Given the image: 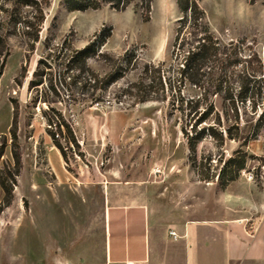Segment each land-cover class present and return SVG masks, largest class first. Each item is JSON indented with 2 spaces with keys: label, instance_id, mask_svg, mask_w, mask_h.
<instances>
[{
  "label": "rangeland",
  "instance_id": "374dc122",
  "mask_svg": "<svg viewBox=\"0 0 264 264\" xmlns=\"http://www.w3.org/2000/svg\"><path fill=\"white\" fill-rule=\"evenodd\" d=\"M45 1L49 7L34 50L28 51L18 31H10L0 61L7 52L0 68V178L11 192L0 187V264L101 260L105 182L129 183L144 193L156 187L168 206L182 201L192 217L216 215L217 207L230 204L235 214L263 226L264 120L258 116L264 99L253 110L249 96L259 87L257 79L264 80V0H199L224 53L217 80L201 87L184 80L165 102L132 108L70 101L59 84V61L45 46L67 39L79 49L94 35H110L101 52L135 50L143 60L169 67L180 17L175 0H153L148 22L139 0L125 11L104 6L83 12L68 11L65 0ZM40 60L46 64L40 66L41 84L28 90ZM88 64L105 71L99 62ZM58 114L74 136L65 143L55 135L64 157L46 130V118ZM208 127L216 138L206 131L190 154L183 132ZM237 157L244 168L220 185L222 166Z\"/></svg>",
  "mask_w": 264,
  "mask_h": 264
},
{
  "label": "trees",
  "instance_id": "16d2710c",
  "mask_svg": "<svg viewBox=\"0 0 264 264\" xmlns=\"http://www.w3.org/2000/svg\"><path fill=\"white\" fill-rule=\"evenodd\" d=\"M134 0H65L68 11L83 12L87 10H99L108 6L115 11H125L133 5ZM153 0H139V9L144 22L150 20L151 4ZM180 14L177 20V28L171 51V64L166 67L163 62L154 63L145 61L135 50H124L117 56L101 52V48L110 37L94 35L82 48H73L71 41L64 39L60 45L47 50H53L56 60L59 61V84L67 93L72 102L85 101L90 104L111 105L115 104L122 108H132L137 104L147 102L163 103L166 101L168 92H179V85L187 80L196 87L207 85L217 79L214 74L218 65L222 64L223 54L220 50L221 44L218 38L211 32L205 20L203 10L199 6V0H175ZM49 2L45 0H0V13L3 19L0 21V61L6 51V38L10 31L19 32L28 51L34 50L38 42V32L44 21L45 9ZM7 56L4 54L3 60ZM99 62L105 71L98 73L89 67V61ZM45 65L40 60L28 83V90H37L41 84L40 66ZM255 77V75H252ZM259 84L256 92H252L249 101L252 109L262 106L264 99V80L257 79ZM123 82L122 85H118ZM263 83V84H262ZM263 90V91H262ZM245 102L246 97H241ZM212 109V105H210ZM208 112L201 114L198 123L205 121ZM264 120V108L258 116V121ZM16 122L14 119L13 127ZM47 133L52 138L54 145L60 150L64 157V151L60 147L55 135L62 137L65 143L74 140L71 127L58 114L46 118ZM67 130V137H63L61 128ZM54 128L57 133L50 129ZM206 131L216 138L213 127L202 128L194 134L183 132L190 154H195L196 143L205 137ZM12 139H16L15 128L11 131ZM17 160V158H16ZM244 159L241 157L230 158L222 166L217 179L220 185L233 181L243 168ZM232 165V166H231ZM229 168L228 171L226 169ZM202 178L201 180H204ZM0 187L6 194L11 189L0 178Z\"/></svg>",
  "mask_w": 264,
  "mask_h": 264
},
{
  "label": "crops",
  "instance_id": "0c3cea01",
  "mask_svg": "<svg viewBox=\"0 0 264 264\" xmlns=\"http://www.w3.org/2000/svg\"><path fill=\"white\" fill-rule=\"evenodd\" d=\"M100 188L104 205L101 260L4 264H264V225L250 221L246 214H235L230 204L217 207L216 215L192 217L182 201L168 206L156 187L144 193L129 183L105 182Z\"/></svg>",
  "mask_w": 264,
  "mask_h": 264
},
{
  "label": "built area",
  "instance_id": "2783aa9c",
  "mask_svg": "<svg viewBox=\"0 0 264 264\" xmlns=\"http://www.w3.org/2000/svg\"><path fill=\"white\" fill-rule=\"evenodd\" d=\"M169 235H170L171 237H173V238L176 237V235H175L173 232H170Z\"/></svg>",
  "mask_w": 264,
  "mask_h": 264
}]
</instances>
